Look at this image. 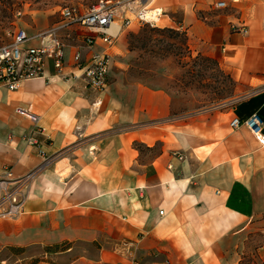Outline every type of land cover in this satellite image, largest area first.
<instances>
[{
	"label": "crops",
	"instance_id": "obj_1",
	"mask_svg": "<svg viewBox=\"0 0 264 264\" xmlns=\"http://www.w3.org/2000/svg\"><path fill=\"white\" fill-rule=\"evenodd\" d=\"M214 2L116 0L110 47L85 27L62 35L67 80L46 60L43 78L0 86V173L31 174L23 213L0 219V264H264V145L229 127L255 113L264 138V0ZM143 7L161 10L155 27H180L191 55L218 62L240 91L233 105L179 113L135 74L127 35ZM86 36L110 56L99 94L70 76ZM17 110L37 117V145Z\"/></svg>",
	"mask_w": 264,
	"mask_h": 264
},
{
	"label": "built area",
	"instance_id": "obj_2",
	"mask_svg": "<svg viewBox=\"0 0 264 264\" xmlns=\"http://www.w3.org/2000/svg\"><path fill=\"white\" fill-rule=\"evenodd\" d=\"M238 0H215L213 6L217 10L227 7V4H235ZM17 16L19 13H16ZM162 12L160 9H138L133 18L138 25L155 27ZM115 16V10L111 3H98L83 14H78L73 8H63L60 11V22L43 32L32 36L27 35L22 29H17L11 34L10 41L0 44V86L8 91L17 89L20 83L44 77V64L46 60L51 62L55 77L67 80L69 77L63 73L65 63L66 44L60 38V31L70 26L85 27L95 31L96 37L106 47L112 44V37L107 33V28ZM128 20L123 25L127 26ZM183 34L180 27L176 29ZM232 32L246 33L243 25L230 27ZM95 37L86 36L82 45L72 55L74 69L79 71V76L70 75L71 78H79L85 87L93 93L99 94L107 85V69L110 56L105 50L92 51ZM35 42V45H30ZM90 52L87 61H82L81 52ZM238 100L235 99L227 104L230 107ZM98 101L94 103L95 106ZM16 113L26 117L32 123L29 135L25 138L28 145H37L36 136L41 135L42 130L37 126V117L24 111L17 110ZM244 126L247 131L264 145V138L261 136L262 121L255 113L246 119H232L229 127L235 129ZM181 159V156H178ZM31 174L21 177H14L9 167H3L0 173V219H17L23 213V205L26 198L27 185ZM160 213V212H159Z\"/></svg>",
	"mask_w": 264,
	"mask_h": 264
},
{
	"label": "rangeland",
	"instance_id": "obj_3",
	"mask_svg": "<svg viewBox=\"0 0 264 264\" xmlns=\"http://www.w3.org/2000/svg\"><path fill=\"white\" fill-rule=\"evenodd\" d=\"M115 1L0 0V44L10 41L15 26L25 28L30 36L56 26L63 8L83 14L100 2L111 3L114 8ZM68 30L59 33L63 42L62 35ZM127 49L133 52L131 66L135 74L167 92L179 113L220 111L241 95L216 60L190 54L185 37L179 32L139 25L137 33L127 35Z\"/></svg>",
	"mask_w": 264,
	"mask_h": 264
},
{
	"label": "trees",
	"instance_id": "obj_4",
	"mask_svg": "<svg viewBox=\"0 0 264 264\" xmlns=\"http://www.w3.org/2000/svg\"><path fill=\"white\" fill-rule=\"evenodd\" d=\"M169 31H172V32H176V33H178V31L177 30H173V29H168ZM180 34H182V33H180ZM184 36V35H183Z\"/></svg>",
	"mask_w": 264,
	"mask_h": 264
}]
</instances>
